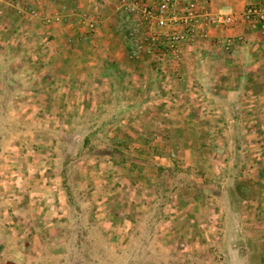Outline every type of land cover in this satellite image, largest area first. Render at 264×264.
Segmentation results:
<instances>
[{
  "label": "rangeland",
  "instance_id": "374dc122",
  "mask_svg": "<svg viewBox=\"0 0 264 264\" xmlns=\"http://www.w3.org/2000/svg\"><path fill=\"white\" fill-rule=\"evenodd\" d=\"M158 1L0 0V264H264L263 79Z\"/></svg>",
  "mask_w": 264,
  "mask_h": 264
},
{
  "label": "crops",
  "instance_id": "0c3cea01",
  "mask_svg": "<svg viewBox=\"0 0 264 264\" xmlns=\"http://www.w3.org/2000/svg\"><path fill=\"white\" fill-rule=\"evenodd\" d=\"M256 1L258 0H210V3H207L204 6L214 9V11L218 10L224 11L226 13L240 14L248 4ZM259 28V25H253L250 22L241 20L234 26H219L216 28H211L209 38H207L205 41L199 42V44L194 46L197 49L194 47H191L192 49L190 48V54L186 56L187 58L185 61H183V64H186L188 66V69L191 68L192 70L190 71V73H182V80L184 82H187V85H189L188 82L195 84V81L197 82L198 80L201 81L202 79H204V75L199 76L197 74H194V68H196V65L199 66L200 64L198 62L199 56L212 50V48L214 47L212 41H214L217 37L232 36L242 39L241 45L236 48L234 54L232 55L233 58L230 61L222 60L220 62V65L233 66V68L235 69V72L232 73L234 78L233 76L230 77L222 74V76H220L222 77V79H220L221 83L219 87H217V91L221 90L223 85L222 82L232 79L242 81L245 80L246 76L249 77L248 79L252 83L261 79H263V81L260 82H264V31ZM196 55L197 59L194 60ZM184 65H181L180 69H184ZM169 66H172L173 68L175 64L170 63ZM246 69H249V71H246ZM172 74V78H174V75H178L174 73ZM221 91H219L216 95L224 96L230 93V91ZM190 93L191 95L193 94L192 91ZM247 93L255 97L264 94L260 91L257 92L251 87L247 88ZM187 102V105L191 104V106H194V102L190 98H187Z\"/></svg>",
  "mask_w": 264,
  "mask_h": 264
},
{
  "label": "built area",
  "instance_id": "2783aa9c",
  "mask_svg": "<svg viewBox=\"0 0 264 264\" xmlns=\"http://www.w3.org/2000/svg\"><path fill=\"white\" fill-rule=\"evenodd\" d=\"M209 1L159 0L157 12L154 13L147 7L144 8V11L149 17L156 18V24L160 28H167L170 21L180 20L182 22V29H168L162 33L169 50L176 54L180 51L182 44L196 39L199 34L205 35L204 31L209 25L234 26L243 20L264 28V0L248 4L245 10L238 15L213 12L210 7L204 6ZM177 5H181L178 13L174 12ZM153 41L156 39L153 38Z\"/></svg>",
  "mask_w": 264,
  "mask_h": 264
}]
</instances>
